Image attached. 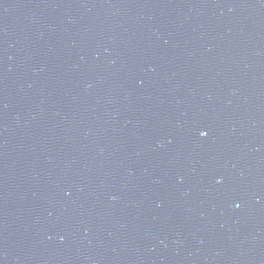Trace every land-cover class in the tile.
Segmentation results:
<instances>
[{"label":"water","instance_id":"water-1","mask_svg":"<svg viewBox=\"0 0 264 264\" xmlns=\"http://www.w3.org/2000/svg\"><path fill=\"white\" fill-rule=\"evenodd\" d=\"M0 264H264V0H0Z\"/></svg>","mask_w":264,"mask_h":264},{"label":"snow or ice","instance_id":"snow-or-ice-1","mask_svg":"<svg viewBox=\"0 0 264 264\" xmlns=\"http://www.w3.org/2000/svg\"><path fill=\"white\" fill-rule=\"evenodd\" d=\"M203 135H206V133H202Z\"/></svg>","mask_w":264,"mask_h":264},{"label":"clouds","instance_id":"clouds-1","mask_svg":"<svg viewBox=\"0 0 264 264\" xmlns=\"http://www.w3.org/2000/svg\"><path fill=\"white\" fill-rule=\"evenodd\" d=\"M203 135V134H202Z\"/></svg>","mask_w":264,"mask_h":264}]
</instances>
